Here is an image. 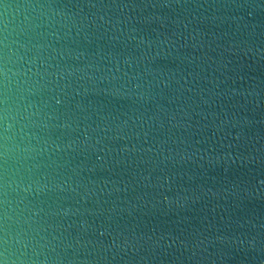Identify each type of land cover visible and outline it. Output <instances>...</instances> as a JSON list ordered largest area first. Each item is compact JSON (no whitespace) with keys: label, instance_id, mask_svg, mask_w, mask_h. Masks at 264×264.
I'll return each mask as SVG.
<instances>
[{"label":"water","instance_id":"1","mask_svg":"<svg viewBox=\"0 0 264 264\" xmlns=\"http://www.w3.org/2000/svg\"><path fill=\"white\" fill-rule=\"evenodd\" d=\"M36 2L71 30L46 38L54 74L28 97L49 117L38 151L7 165L34 258L262 264L216 237L264 232V7L246 6L264 0H0V38ZM4 211L0 192V234Z\"/></svg>","mask_w":264,"mask_h":264},{"label":"clouds","instance_id":"2","mask_svg":"<svg viewBox=\"0 0 264 264\" xmlns=\"http://www.w3.org/2000/svg\"><path fill=\"white\" fill-rule=\"evenodd\" d=\"M246 6L254 9L264 7V5L256 4ZM21 7L25 12L31 13V15H25L26 27H21L15 32V38H12L14 30L9 29L8 21L5 19L3 37L0 38V160H3L6 165L3 180L0 183V192H2L5 205L2 217L3 229L0 234V264H41L34 258L39 253L36 252L34 246H31V241L22 240L19 233L14 234L9 228L8 206L11 204L9 190L13 188V184H16L17 188L22 185L11 177L7 165L9 162L15 163L34 158L32 154L38 151L32 141L35 139L38 144L39 138L32 130L47 127L46 120L49 117L34 103L28 101V97L40 87L45 86L41 84L43 78L54 74L48 72V69L53 66L45 61V56L51 47L46 42V38L52 35L57 25L69 27L62 23V20L69 15L63 6L49 2H36ZM30 33L34 35H29ZM42 39L45 42L42 43ZM29 53L32 55L29 56ZM51 59L52 57H48V60ZM42 66L43 72H41ZM261 183L264 184V181ZM169 203L171 204V201ZM260 227L264 229V225ZM216 240L221 244L248 245L247 250L264 253V232L258 231L255 235L244 239L218 236ZM201 243L207 242L202 241Z\"/></svg>","mask_w":264,"mask_h":264}]
</instances>
